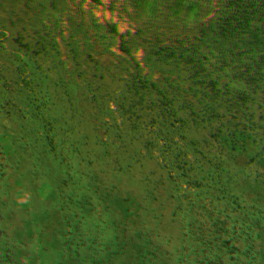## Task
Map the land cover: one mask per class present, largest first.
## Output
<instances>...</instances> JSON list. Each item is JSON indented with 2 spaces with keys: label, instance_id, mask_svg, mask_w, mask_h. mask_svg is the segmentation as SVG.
Masks as SVG:
<instances>
[{
  "label": "trees",
  "instance_id": "obj_1",
  "mask_svg": "<svg viewBox=\"0 0 264 264\" xmlns=\"http://www.w3.org/2000/svg\"><path fill=\"white\" fill-rule=\"evenodd\" d=\"M157 1L160 15L144 25L149 0H0V77L11 78V64L20 72L14 87L0 92L9 99L0 106V264H93L92 259L121 264L114 253L124 250L129 264H136L129 241L138 236V224L162 230L172 222L190 240L214 239L207 253L216 260L203 264H264V181L254 177L264 163V0ZM184 8L189 16L179 28L169 26ZM58 31L71 40L65 39L63 53L55 57L61 39L56 43L48 37ZM184 91L191 104L202 99V117L191 112L189 118L191 126L203 125L205 146L214 140V126L219 136L229 129L238 133V145L220 139L200 156L206 164L213 157L224 162L220 205L211 199L220 181H212L213 172L207 173L213 183L203 198L187 204L169 194L165 178L148 161V115L157 106L172 107V99ZM21 93L24 108L14 113L21 110L16 103ZM58 93L74 97L82 121L67 119L63 127L70 137L81 141L90 135L98 145L89 160L69 152L66 164L46 154L33 103H52ZM167 121L175 123L174 118ZM249 121L261 128L260 134L245 129ZM161 142L170 139L165 135ZM242 142L250 148L241 147ZM85 164L94 171L89 208L106 209L109 220L120 226L106 227L104 239L92 232V223L99 221H89L79 210L77 197L85 186L76 173L71 202L42 199L50 189L48 178H57L61 168L80 170ZM153 237L142 236L146 241ZM92 238H98L97 245ZM115 241L122 244L111 251ZM156 247L164 252V246Z\"/></svg>",
  "mask_w": 264,
  "mask_h": 264
},
{
  "label": "rangeland",
  "instance_id": "obj_2",
  "mask_svg": "<svg viewBox=\"0 0 264 264\" xmlns=\"http://www.w3.org/2000/svg\"><path fill=\"white\" fill-rule=\"evenodd\" d=\"M157 5V0H149L146 13L141 21L144 22V25L147 24V20L149 19L153 21L155 19L157 20L158 15H160L157 11ZM185 10L186 9L184 8L182 14H180L176 18L173 17V22L169 26H175L179 28V26L181 25L180 22L186 16H189V12H185ZM134 14L135 12L132 10L131 12H129V17ZM128 19L129 18L127 17L126 20ZM59 32L60 31H58L57 36L55 33H52L53 35L48 37H54L53 39L51 38V41L54 40L55 42L59 38L61 39L62 43L60 45V49H55V57L57 56L58 52L63 53L62 49L65 47L63 45L65 39H67L66 42L71 40V38L68 37V33L66 31L62 34H60ZM156 32H160L161 34V32L163 31L159 29ZM57 64L58 62L54 63V71H56L59 67ZM11 66V78L5 77L4 75L3 77H0V92L2 94L3 92H6L7 89L9 90L12 88L14 82L13 80L16 79L18 74L20 73H18L19 70H17L16 67L13 68L14 64H11ZM68 73L70 78H73V76H75V72L72 70H70V72ZM145 84L148 85L150 84V82L146 81ZM8 85L9 87H7ZM174 86L173 89H171L172 96L173 91L175 92V90L177 89ZM154 93H158L157 89L153 90V94ZM58 94V98L52 100V103L45 104L42 99H38L33 103L36 107V111H39L38 115H40L35 119V122L40 124L44 129L41 142L47 145L46 148L48 151L46 150V154L47 156L52 157V162H56L55 160L58 161V159L61 158L66 164L71 160V157L70 160L68 157L69 152H71V154L72 152H78V154H81L83 156L84 160H89V158L97 155L98 145L95 143L93 138L90 137V135L85 136V138L81 141L70 137L69 133H67V128L63 127L65 126L67 119H75L77 120V124L82 123V121L78 119L79 111L74 105V97L68 96L67 94ZM20 95H22V93ZM187 96L188 95H186L185 91L180 92V95L176 96L175 99H172V107L163 108L157 106L155 107L156 109L152 111L151 115H148L149 123H147L146 126H149V138H151L152 142V151L149 152L148 161L149 163H151L156 172L165 178L169 194H171L172 197H182V200L187 204L191 203L192 200L199 201L200 199H202V196L205 194L204 190H208V187L213 183H211L212 179V181L214 182L220 180L218 184H215V188H213L214 190L213 192H211V199L214 200V203L220 205L221 197L223 194L222 187L225 186L223 184V180L226 179L223 177V175H220L222 174L221 170L224 162L217 157H213L211 162L209 164H206L200 161V156L206 155L205 150L211 149V146L215 147L220 139L227 140L226 144L238 145L236 140V138L238 137V133L235 132V129H229V132L223 135L224 137L221 135L219 136V129L214 126L210 131V134L214 140L211 141L208 146H205V141L204 143L202 141L204 140V138H202V133L204 132L203 125L196 124L191 126V119L189 118L191 112L196 117H202L201 111H198V105L200 103V100L202 103V99L197 100L198 104H196L195 102V104H191L188 101ZM22 99H24L23 95L22 97H20V99L18 98L16 100L17 106H19L21 110L16 109L14 113L22 111V109L24 108V102L26 100L23 102ZM7 100L9 102L8 98L0 96V106H2L3 104L5 105L7 103ZM30 102L31 100H28V104ZM51 116H58L61 119L59 122H52L48 120V118ZM169 117L171 119L174 118V124L167 121ZM13 118L15 117L13 116ZM155 121L158 122L157 127L153 125ZM22 128L24 129V126ZM245 129L252 135L260 134L261 132V128H259L255 124V122L253 123L252 121H249V124L245 126ZM165 135H167V138L170 139V142L167 144H163L161 142L162 138ZM197 137H200V139H197ZM198 140H201L202 142ZM229 141H233V144ZM249 143L252 144V146L255 145V143H252V141ZM55 145L57 146L56 149ZM239 145L243 148L247 146V144L244 142L240 143ZM247 147L250 148L249 145ZM52 150L54 151L52 152ZM191 155L194 157L197 155L199 157V161L192 158ZM261 155H264L263 149H261ZM39 160L43 161L41 159ZM86 164L83 165L80 170H77L75 168L73 169V167L71 171L68 167L66 169L61 168V170L64 172L59 174L57 178H48L46 188L47 190L48 188L50 189L45 192V194L42 196V199L48 201L50 200V198H52L51 200L59 199L60 201L69 200V202H71L73 199L72 195L76 196L75 189L77 190V187L76 185H74L76 180L72 178L74 176L73 174L76 173L78 175L77 181L85 186L84 190L81 191L82 193L80 194V197H77L81 199L79 210H82L84 212L83 214L86 215V218L89 221H99V224L97 222L92 223V232L98 235L101 234L100 238L104 239L106 236L103 231H105L106 233V227H109L110 230L113 227H116V229L118 230L120 226H116L115 222L109 220L110 217L107 213L108 211L105 208L104 211L101 209L93 210L92 208H89L93 196L92 192H94L92 190L94 171H91ZM208 171L213 172L211 175V177L214 175L212 179H210V177L207 175ZM254 172V177L259 175L258 177H256L257 181H264V163L259 167H256ZM106 205L105 207L107 208ZM119 223L121 222H118V224ZM167 228L156 230L153 227L138 224V236L136 237V239L129 241V243L131 242V245H129L134 248V251H132V254L135 256L134 263L136 262V264H148V261L152 258H156L154 264H203L206 262L212 263L216 260L215 256L209 255L210 253H207L209 251L208 249L213 247V242H215L213 241L214 239L210 238V240L198 241L194 238L193 240H190L186 231L180 229L179 226L174 225L173 222ZM98 230H101V232H99ZM144 233H151L154 235V237L146 241V239L142 238ZM180 233L184 238L178 237L180 236ZM217 233L218 231L214 232L215 235H217ZM95 239L98 240V238H92L90 242L94 245H97ZM122 240L128 241L127 235H124V237H122ZM206 243H208L207 245L209 246H206ZM121 244L122 243H116V241L111 242L109 248L111 251H114V249ZM149 245H152L154 247L152 249H148L147 247H149ZM160 245L164 246V252L156 247ZM201 250L207 251L205 253ZM123 252L124 253H114L115 257H118V260L122 261L119 263L129 264L128 251L124 250ZM96 255L99 257H105L103 255H106V253L95 252V256ZM160 256L161 258H163L162 256H164V259H158L160 258ZM71 259H73V257H71ZM92 261L94 262L93 264L96 263V261H94L93 259ZM96 264H98V262Z\"/></svg>",
  "mask_w": 264,
  "mask_h": 264
}]
</instances>
